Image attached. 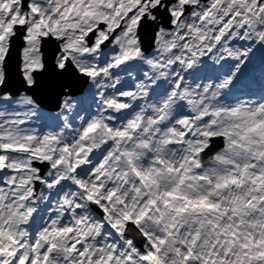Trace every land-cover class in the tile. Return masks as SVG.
<instances>
[{
  "label": "snow or ice",
  "instance_id": "snow-or-ice-1",
  "mask_svg": "<svg viewBox=\"0 0 264 264\" xmlns=\"http://www.w3.org/2000/svg\"><path fill=\"white\" fill-rule=\"evenodd\" d=\"M0 264H264V0H0Z\"/></svg>",
  "mask_w": 264,
  "mask_h": 264
},
{
  "label": "bare ground",
  "instance_id": "bare-ground-1",
  "mask_svg": "<svg viewBox=\"0 0 264 264\" xmlns=\"http://www.w3.org/2000/svg\"><path fill=\"white\" fill-rule=\"evenodd\" d=\"M255 64H256V66H259L260 67L259 61H257ZM247 71H249V72L251 71V65L249 66V68L247 69Z\"/></svg>",
  "mask_w": 264,
  "mask_h": 264
}]
</instances>
